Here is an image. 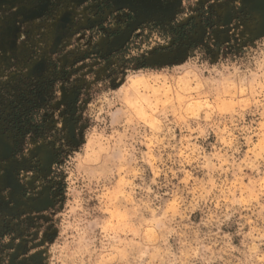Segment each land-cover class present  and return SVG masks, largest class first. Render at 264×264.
<instances>
[{"label": "clouds", "instance_id": "1", "mask_svg": "<svg viewBox=\"0 0 264 264\" xmlns=\"http://www.w3.org/2000/svg\"><path fill=\"white\" fill-rule=\"evenodd\" d=\"M169 44L154 31L115 86L89 78L40 264H264V35L136 59Z\"/></svg>", "mask_w": 264, "mask_h": 264}, {"label": "rangeland", "instance_id": "2", "mask_svg": "<svg viewBox=\"0 0 264 264\" xmlns=\"http://www.w3.org/2000/svg\"><path fill=\"white\" fill-rule=\"evenodd\" d=\"M155 24L186 36L147 63L189 44L236 52L264 35V0H0V264H40L61 199L53 165L81 131L89 78L115 86L118 52ZM15 106L38 114L7 130Z\"/></svg>", "mask_w": 264, "mask_h": 264}, {"label": "trees", "instance_id": "3", "mask_svg": "<svg viewBox=\"0 0 264 264\" xmlns=\"http://www.w3.org/2000/svg\"><path fill=\"white\" fill-rule=\"evenodd\" d=\"M154 31H158L162 35H166L170 37L171 39L174 40V42H177L181 39V37L183 38L186 36L183 30L178 31L177 28L170 29L161 24L151 25L148 31L143 29L141 33H139L136 36L135 41L128 43V45L123 50L118 52V57H119L118 64L120 65L124 63L122 58L125 55V53H128L130 51V49L135 48L136 50H139L141 45H144L145 42H147V45H148V38L150 34H152V32ZM188 47H189L188 49H191V48H194V45L189 44ZM146 58H147V54H143L136 59L142 61L143 63H147ZM37 114H38L37 109L36 110L35 109L22 110L20 106L13 107L11 113L9 115H6V118H7L6 121H7V124L9 125V128L7 130L21 129L20 125L24 123V120H31V119L36 120Z\"/></svg>", "mask_w": 264, "mask_h": 264}]
</instances>
